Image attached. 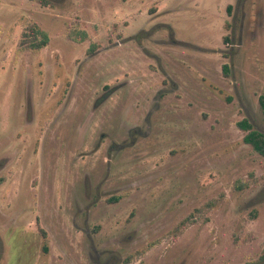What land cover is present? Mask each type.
I'll use <instances>...</instances> for the list:
<instances>
[{
	"label": "rangeland",
	"instance_id": "obj_1",
	"mask_svg": "<svg viewBox=\"0 0 264 264\" xmlns=\"http://www.w3.org/2000/svg\"><path fill=\"white\" fill-rule=\"evenodd\" d=\"M0 45V264H264V0H0Z\"/></svg>",
	"mask_w": 264,
	"mask_h": 264
},
{
	"label": "trees",
	"instance_id": "obj_2",
	"mask_svg": "<svg viewBox=\"0 0 264 264\" xmlns=\"http://www.w3.org/2000/svg\"><path fill=\"white\" fill-rule=\"evenodd\" d=\"M231 8H232L231 6L228 7L229 12H230ZM33 31H36V33L42 34L41 30H39V29H34ZM226 41H227V39H226ZM45 45H47V37L46 36H45V40L43 42H39L36 45L34 44L33 47H35L36 49L39 50V49L43 48ZM223 69L226 70L227 66H224ZM263 105H264V103H263ZM238 125L242 130H246V131L251 129V127H252L248 123L247 120L241 121ZM246 141L253 146L255 151H257L260 155H262L264 157V134L251 130V132L248 134V136L246 138Z\"/></svg>",
	"mask_w": 264,
	"mask_h": 264
},
{
	"label": "flooded vegetation",
	"instance_id": "obj_3",
	"mask_svg": "<svg viewBox=\"0 0 264 264\" xmlns=\"http://www.w3.org/2000/svg\"><path fill=\"white\" fill-rule=\"evenodd\" d=\"M3 45H0V47H2ZM16 107V110L14 109V114L12 115L11 113V116L12 117V120L10 119V122H12V124L14 125V127H16L17 129H19V125H17L16 123H14V120L16 119V117L18 116V110L19 108H23L24 109V113H25V116H24V122H26L28 125H30L32 128L34 127V123L36 122V117H35V110L33 108V105L32 103L28 104V102H25V103H22V102H19V98H17V100L15 101V106L14 108ZM19 133L21 134L22 131H18L17 133V136L19 135ZM32 133H33V130H32ZM30 133V134H32ZM7 135H5V142L6 140L9 139L6 138ZM21 139V137H18L16 139V142H20L19 140ZM19 144H22V142H20ZM17 146V144H16ZM19 147V146H18ZM7 159V160H6ZM4 160H6L5 162V165H4V168L10 163V158L9 156H7V158H4ZM21 167H19L18 169H20Z\"/></svg>",
	"mask_w": 264,
	"mask_h": 264
}]
</instances>
